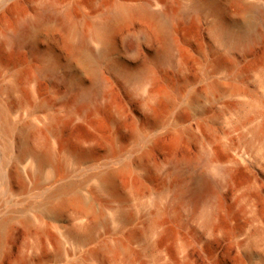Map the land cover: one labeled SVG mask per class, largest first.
Returning <instances> with one entry per match:
<instances>
[{"label": "rangeland", "instance_id": "obj_1", "mask_svg": "<svg viewBox=\"0 0 264 264\" xmlns=\"http://www.w3.org/2000/svg\"><path fill=\"white\" fill-rule=\"evenodd\" d=\"M193 1L0 0V264H264V0ZM116 4L172 19L124 15L89 63ZM219 173L210 203L178 198Z\"/></svg>", "mask_w": 264, "mask_h": 264}, {"label": "bare ground", "instance_id": "obj_2", "mask_svg": "<svg viewBox=\"0 0 264 264\" xmlns=\"http://www.w3.org/2000/svg\"><path fill=\"white\" fill-rule=\"evenodd\" d=\"M206 1L207 0H194L193 3L186 10L183 11V15H188L190 13L201 10V8L206 3ZM209 4L212 5L213 1H210ZM47 9H49L52 13L55 11L50 6L47 7ZM166 10H167V8H166ZM166 10H164V12H154L148 6H145V5H134L132 7L127 8L121 4H116L111 9H108V11L105 14L106 16H105L104 21H102V23L99 25L100 29L102 30V32L100 34V38L102 41V49L98 52H94V51L88 49L85 45V38L84 37L80 38L78 45L81 49H83L84 54H85L88 62L92 63L94 60H97L99 57H101V56L105 55L107 52H109V50L111 48L110 47L111 44H110V40H109V30L111 29V26L114 23H116L120 18H122L124 15H127L129 13L142 14V15H146L149 17L166 18V20H168V22H169V19L171 20L172 18H170L171 16L164 14ZM258 15H259V18L261 19L260 22L262 21V23L264 24V10L259 11ZM61 18L63 19V21L66 23V25L69 28H76L79 31V33H82L83 23H81L80 21L74 20V18L72 17V15L70 13H68V12L63 13L61 15ZM226 22L222 18H217V20L214 24V29H215L216 33L218 34V36L221 38H224L227 42H229L228 40H230V41H233L236 45L246 46L252 39L255 38V36H256L255 31H250V30L245 31L244 30V31H239V32L235 33L230 29V27L228 26V24ZM164 29H165V32L167 34H170L168 27L165 26ZM260 29H261V27H260ZM32 31L33 30H31L30 28H26L25 31H20V32L14 33L13 38L15 40H20L23 37H28L29 35H31ZM171 54H172V48L168 50V53H167L168 59L170 58ZM216 67H217V69H221L222 67H224V62L221 60L218 61ZM98 84H101L100 81ZM218 84L222 85L221 82H218ZM98 94H99L98 89H96L92 92H86V93H80L79 92L77 94V99L80 101L88 102V101L95 99L98 96ZM4 124H5L6 129H8V130L11 129L13 126V124L8 120V117H6V116H4ZM82 156H84V155L82 154L79 157L82 158ZM38 159L40 160V162H42V164L48 163L50 160V154L48 152H43L39 155ZM174 163L176 166H181V162L180 163L174 162ZM187 163H189V162L186 161L185 164H187ZM122 169H120V170L122 171ZM115 174H116V171H115ZM115 174L112 172V173L107 174L105 177H103V179H102L103 185H105L106 187H109V188H113L114 176H116ZM225 177H226V175L222 174V173L218 174L217 179H214L211 177H198L197 179H195V181L193 183H191L188 186H185L180 191H178L179 192L178 198L181 201H186V200L192 201V200H194V201H197L198 203H210L219 193L221 186L224 183L223 180H225ZM69 188L70 187H67V186L66 187L65 186H59L53 191V193L51 194V197L53 198L55 196L61 195L65 191H68ZM76 201L77 202H75V203H80L81 198H77ZM69 203L72 204L71 202H69ZM61 207H63V206H61ZM57 213H60V212H57Z\"/></svg>", "mask_w": 264, "mask_h": 264}]
</instances>
